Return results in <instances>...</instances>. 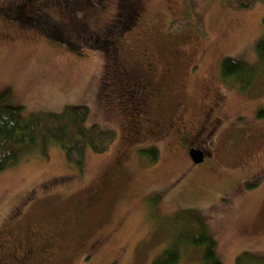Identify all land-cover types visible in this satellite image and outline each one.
Wrapping results in <instances>:
<instances>
[{"label": "rangeland", "instance_id": "obj_1", "mask_svg": "<svg viewBox=\"0 0 264 264\" xmlns=\"http://www.w3.org/2000/svg\"><path fill=\"white\" fill-rule=\"evenodd\" d=\"M232 1L134 0L139 16L124 38L127 52L134 45H150L163 49L162 60L182 59L184 67L192 66L167 85L170 104L165 118L181 113L193 128L208 109L205 99L222 97L217 114L208 118L218 129L212 142L194 145L210 153L199 163L178 146L174 129L156 140L158 157L149 163L140 154L142 145L149 143L129 142L128 133L137 130L131 128L136 116L119 113L112 93V100L105 98V38L95 35L105 22L115 23L119 0H109L105 9L88 17L86 26L93 32H86L73 13L68 25L61 23L69 29L63 30L60 18H53L55 6L50 15L35 16L38 22L26 28L8 24V29L0 23L1 104L22 107L24 117L83 106L88 108L86 125L115 132L106 151L86 148L80 167L50 143L46 156L34 150L1 171L0 230L5 227L6 234L0 243L19 232L23 222L40 224L43 230L51 221L52 227L62 222L69 239L55 250L54 264H150L177 239L184 213L192 210L216 241L221 264H236L241 253L264 260V116L256 117L264 108V70L255 52L264 36V0L249 9L235 8ZM43 16L49 18L47 24L39 19ZM175 19L182 23L178 31L169 26ZM51 28H56L53 35L59 41L46 32L52 34ZM170 44L176 53L167 49ZM224 58L254 67L248 71L252 80L245 90L235 79L223 80ZM145 85L152 92L151 103L159 105L155 86ZM104 103H109L108 109ZM136 118L148 119L144 113ZM96 185L101 186L100 194L90 214L83 218L72 212V201ZM84 226L87 234L75 245ZM180 252L177 264L198 263V250L185 247Z\"/></svg>", "mask_w": 264, "mask_h": 264}, {"label": "flooded vegetation", "instance_id": "obj_2", "mask_svg": "<svg viewBox=\"0 0 264 264\" xmlns=\"http://www.w3.org/2000/svg\"><path fill=\"white\" fill-rule=\"evenodd\" d=\"M52 1L55 5H51ZM89 2L91 3L89 4ZM89 2L87 0H0V23L8 29V24L26 28V25L38 22L35 16L39 14L50 15L52 6H55L56 13L53 11L55 14L53 18H60V25L63 30H69L68 26L65 28L62 24L67 23L68 25V21L73 13V15L78 14L76 18L84 26L85 31L87 30L86 32H93L94 30L88 31V25L86 26L88 17L97 15L105 9L109 0H89ZM133 2L134 0H119L114 8L115 23L107 26L108 22H105L102 26L103 28L99 29L101 33L98 36L95 35L96 38H105V47L102 50L105 53L106 59L104 76L105 78H109V80L104 81L103 87L106 89L105 95L107 96L105 98L109 99V101L110 99L112 100L109 97L112 93L119 113L121 111L122 113L131 114L132 117H139L141 113H144L148 117L146 121L136 120V117H131V128L133 130V128L137 127V130L134 135L133 133H128L130 137L129 142L139 143L149 139L147 141L155 145L158 138L167 135V130L172 132L171 129H174L173 133L175 134L178 146L187 155L188 150L195 149L200 151L204 162L207 159L206 156H209L210 153L194 145H209L212 142L214 138L213 134L218 129L214 130L215 127L208 123V118L209 116L210 118L211 116H215L214 113L217 114L218 108L223 104L221 101L222 97L219 96L218 98L215 97L209 100L203 97L206 100L205 105L208 106V109L203 111V116L193 128L187 124L188 121L184 122L181 113L175 117L170 114L169 117L165 118L167 116L164 112L165 106L170 104L168 100L169 94L166 90L167 85L179 73H189V70H192V66L184 67L181 62L182 59L179 61L180 64L172 62L173 60L169 59L170 62L167 58L162 60L161 47V49H153L150 45L141 46L139 44L131 47L128 52L127 48H123V45L127 43V41H124L125 35L132 33L133 24L137 22L136 20L139 16ZM58 7L60 10H63L64 15H61ZM39 19H43L45 24L49 21V18H46V16ZM51 31L53 32L51 35L54 37L53 34L57 31L56 28H51ZM168 42H173V40H168ZM174 45L177 48L178 43L175 42ZM175 47L170 44L167 49L175 52ZM177 54L181 55L180 53ZM222 78L224 81L228 80L227 78ZM145 84L155 86L159 95L157 98L160 102L159 105L154 106L151 103L149 95L152 92L147 89L148 87ZM143 85L145 90L141 88ZM120 96H124L125 99L120 98ZM108 104L104 103L102 105L103 108L108 109ZM142 133L148 134L142 135ZM100 188V185H96L83 198L73 200L70 210L82 215L83 218L87 217L91 212L92 206L95 205L96 199L99 197ZM82 199L83 201H81ZM51 223L52 221L43 230L40 224L23 222L19 232L12 233L8 239L1 241L0 264H54L53 257L55 250L64 240H68L69 237L67 236L68 228L66 224L61 222V225L56 226L58 223H55L54 227H52ZM87 230L86 226L81 228L79 234L76 236L75 245H78V241L87 234ZM3 234H6L5 227L0 230V237Z\"/></svg>", "mask_w": 264, "mask_h": 264}, {"label": "trees", "instance_id": "obj_3", "mask_svg": "<svg viewBox=\"0 0 264 264\" xmlns=\"http://www.w3.org/2000/svg\"><path fill=\"white\" fill-rule=\"evenodd\" d=\"M256 1L235 0L232 4L235 8L237 6L240 9H249ZM176 20L169 23L170 29L174 31H178L177 26L182 24L174 22ZM255 52L264 70V36L256 42ZM252 68L254 67L233 58H224L220 64L222 77L238 81L242 91L247 87L244 85H249L252 80L249 79L248 73ZM251 72L254 74L255 69ZM4 96L0 95V172L14 164L19 155L37 150L42 156H46L50 143L56 144L63 150L68 162L80 167L83 164L86 148L95 153H102L115 138L113 130H102L96 124H85L88 118L86 107L68 106L59 114L42 113L24 117L21 113L22 107L1 104ZM263 116L264 108L256 113L257 118ZM147 140L135 144L149 143L142 145L145 148L140 154L146 156L149 163H155L158 151L154 144ZM182 224L184 227L177 239L156 255L150 264H177L181 256L180 249L185 247L199 251L197 264H221L215 252L216 241L207 232L203 218L197 212L189 210L184 213ZM245 262L264 264L263 259L258 262L250 254L241 253L237 256L236 264Z\"/></svg>", "mask_w": 264, "mask_h": 264}, {"label": "water", "instance_id": "obj_4", "mask_svg": "<svg viewBox=\"0 0 264 264\" xmlns=\"http://www.w3.org/2000/svg\"><path fill=\"white\" fill-rule=\"evenodd\" d=\"M188 152H189V156L191 157L194 163H199L203 161V156L199 151L189 150Z\"/></svg>", "mask_w": 264, "mask_h": 264}]
</instances>
